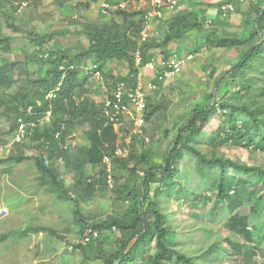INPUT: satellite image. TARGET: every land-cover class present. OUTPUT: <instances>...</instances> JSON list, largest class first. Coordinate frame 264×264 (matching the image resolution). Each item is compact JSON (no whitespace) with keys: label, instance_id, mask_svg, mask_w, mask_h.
I'll use <instances>...</instances> for the list:
<instances>
[{"label":"trees","instance_id":"1","mask_svg":"<svg viewBox=\"0 0 264 264\" xmlns=\"http://www.w3.org/2000/svg\"><path fill=\"white\" fill-rule=\"evenodd\" d=\"M103 1L110 6L120 4L117 0ZM242 1L227 0L225 4L232 3L234 11V2ZM18 6L13 5L14 12H17ZM169 6L164 5L162 11ZM124 9L125 6L117 11L121 17L119 23L115 21L103 25L88 23L85 31L88 45L85 48L80 47L76 52H69L68 48L53 49L48 53L49 58L44 59L41 52L43 45L48 40H53L55 36H64L69 31L41 35L30 32L25 36V44L32 49L33 54L25 56L24 66L19 65L17 61L0 65V107L14 114L10 121V130L18 127V119H21L15 114H22V123L25 126V123L32 124L31 120L36 121L44 117L47 111H51L49 121L41 128L37 126L32 130H28L30 127L26 128L32 145L39 152L33 157L36 184L58 198L73 202L72 218L78 225L81 239L87 236L88 227L93 229L113 227L119 231L115 246L103 252L101 249H95L92 240L85 244L76 243L74 249L79 250L85 259H99L103 264H137L138 260L143 264H200L192 256L178 250L177 240L168 226L167 214L157 200V197L164 193L181 196L184 192L204 203L210 201V196L206 193L212 192L222 199V203L229 209V215L222 222L223 227L232 235L241 236L246 244H251L249 248L264 251V167L239 163L216 153L217 148L225 145L264 152V5H253L246 13H242L244 21L252 22L250 34L246 38L217 34L212 24L205 25L198 21L194 14L182 8L167 20L164 25L166 30L161 39L153 37L152 28L148 39L141 43L138 41L139 33L150 6L141 12H128ZM138 13L144 14L142 22L136 19ZM14 21V17L11 16V26H14ZM193 29L202 35L201 40L209 47L239 50L236 62L213 82V90L219 82H223L225 89L221 94L213 93L212 90L206 103L190 106V116L172 135L161 163L151 160L152 151L145 146L144 140L142 141L144 147L138 156L133 151H130L128 157L114 156L117 149L116 134L113 123L108 121L104 114L106 100L112 99L119 81L135 85L138 72L146 63L157 58L168 59L171 56L169 46L172 42L185 37ZM13 39L12 35H2L0 37L2 49H9ZM193 50H197V46H194ZM137 51L140 55L138 63L135 62ZM91 57L97 62L94 65L96 71L101 72L107 81L112 80L108 85L107 96L100 102L92 99L85 76L80 77V66ZM119 61H125L129 70L127 75L113 77L112 71L104 67L111 62ZM31 62L49 64V68L43 75L35 77L27 72ZM17 85V91L13 92L12 88ZM49 93H53L51 98H47ZM29 106L31 111H28ZM161 107L164 106L149 103L146 99L145 120L151 119ZM214 116L219 120L218 125L206 135L205 127ZM83 124L89 125L86 132L90 144L88 148L82 152L81 147L75 149L70 146L63 147L65 135ZM164 135L168 137V130L164 131ZM203 141L209 145L206 151L200 147ZM185 153H189L193 158V171L199 179L200 187L205 190L203 195H194L184 190L182 184L176 180L179 164ZM105 155H108L114 166L124 173L121 175L112 174V171L109 173L107 166L104 165L99 169L98 177L85 179L86 166L89 163L100 162ZM94 157L96 159H93ZM27 158V155L22 154L8 156L0 159V165L10 160L19 163ZM59 159L65 161L66 168L67 165L73 167L71 168L74 171L75 186L83 198L98 188L103 190L102 188L108 185L110 177L115 198L124 205L123 211L116 212L104 220L91 221L84 217L77 199L71 197L63 185L58 168ZM133 160L135 164L129 167L130 161ZM138 164H146L141 174L136 167ZM227 168L251 175L262 188V194L257 197V202L251 204L247 214L238 212L243 205L244 195H247L246 188L237 189V185L232 186L226 182ZM126 172L128 173L125 175ZM131 180L133 183H130ZM154 183L156 185L152 189ZM215 206L217 203L211 211L210 220L213 221L217 220ZM251 220L253 226L258 228L260 234L258 240L252 237ZM40 233H48L62 239L53 228L27 225L21 231L12 230L2 234L0 241L9 235L28 236ZM227 240L231 241L229 238ZM218 243L214 241V246Z\"/></svg>","mask_w":264,"mask_h":264},{"label":"rangeland","instance_id":"2","mask_svg":"<svg viewBox=\"0 0 264 264\" xmlns=\"http://www.w3.org/2000/svg\"><path fill=\"white\" fill-rule=\"evenodd\" d=\"M101 1L103 0L92 2L87 0L0 1V37L4 34L14 37L9 49L3 50L0 46V65L9 61H17L19 65L24 66L25 56L33 54L32 49L25 44V36L30 32L41 35L62 30L69 31L64 36H55L53 40H48L43 45L41 52L44 59L49 58L48 53L53 49L68 48L69 52H76L80 47L85 48L88 45L85 34L88 23L103 25L110 24L112 21L119 23L121 20L117 11L122 8L118 7V4L113 5L111 9L102 10L99 6ZM117 1L122 3L125 6L124 10L128 12H141L148 9L147 5L149 6V0ZM174 1L181 3V0ZM226 2L227 0H217L213 4L217 13L226 20L224 25H221L218 20H214L217 21L215 23L210 18H207L206 25L212 24L217 34L220 35L248 37L252 22L244 21L240 13H246L253 5L263 6L264 0L234 2V11L224 15L220 6ZM13 5H19L17 12L13 11ZM178 11L180 10L176 9V12ZM185 11H189L197 17L193 9H185ZM143 15L138 13L136 19L142 22ZM11 16L15 19L14 26H11ZM153 23L155 22L153 21ZM165 30V27L159 26L158 29L155 27L152 35L156 39H161ZM201 36L196 29H193L185 37L172 42L169 46L171 56L191 53L193 57L178 75L159 83L155 93L148 96L149 103H159L164 107L156 111L151 119L145 120L140 131L134 132L133 121L127 114L123 116L126 118L112 122L116 134V148H120L124 152L122 158L128 157L130 151L138 156L144 147L142 144L144 140L145 146L152 151L151 160L161 163L172 135L190 116V106L196 103H206L209 93L213 90L214 80L224 74L238 59V49L209 47L203 43ZM194 46H197V50H193ZM96 63L93 57L87 59L80 66V77L85 76L92 99L100 102L104 101L107 96L108 85L112 83V80L108 79L107 81L101 72L96 71L93 66ZM48 68L49 64L31 62L27 67V72L36 77L43 75ZM105 68L112 71L113 77L127 75L129 70L125 61L111 62L107 66L105 65ZM213 70L215 71L213 72ZM140 79L144 83L147 78L141 74ZM17 89L18 85L13 87L12 91L15 92ZM214 89L213 93L221 94L225 85L223 82H219ZM3 110L0 107V159L21 154L27 155L28 158L19 163L10 160L0 165V236L12 230L21 231L27 225H43L55 229L62 239L48 233L28 236L9 235L0 241V264H103L99 259L83 258L80 251L74 249L76 243H81V238L78 225L72 218L73 202L69 199L58 198L36 184V168L33 157L39 152L32 145L26 128L30 127L28 130H32L36 126L41 128L44 123L49 121L50 116H44L36 121L31 120L32 125L25 123L23 128L25 135L18 140L23 116L15 114L22 120L18 119V127L10 130V121L14 114ZM218 122L217 116H214L205 127L206 135L212 128L217 127ZM88 128L87 124L77 126L65 135L62 146L65 148L70 146L74 149L81 147L84 152L90 145L86 135ZM165 130L169 132L167 138L164 135ZM203 138L206 140L205 137ZM200 147L206 151L209 145L203 141ZM216 153L237 160L239 163L264 167V152L260 150L225 145L217 148ZM134 164L135 160L130 161L129 167H133ZM104 165L106 164L103 160L89 163L84 171L85 179L98 177V171ZM193 165V158L189 153H185L180 161L176 180L182 184L184 190H188L194 195H203L205 190L200 187L199 179L193 171ZM65 166V161L59 159L58 168L61 172L60 177L63 185L69 192L68 194L77 199L80 212L84 217L91 221L104 220L116 212L123 211L124 205L117 201L113 187L110 188L108 185H105L103 190L96 189L86 198L80 196L79 189L75 186L73 167L67 165L66 168ZM136 167L141 174L142 170L146 168V164H138ZM110 169L112 174L121 175L124 173L116 168L113 162L110 164ZM226 178V182L232 186L237 185V189L246 188L247 195H244L243 205L238 212L247 214L251 204L262 194L261 186L252 179L251 175H244L230 168L226 169ZM130 183H133V180ZM155 185V183L152 184V189ZM96 187L97 185H95ZM206 195L210 196L208 203L192 198L186 192L181 196L164 193L161 197H157L162 210L167 214L168 226L173 232V237L177 240L178 250L192 256L200 264H264V251L249 248L251 244L247 243V245L241 236H234L223 227L222 222L229 215V209L225 203H222V199L216 197L212 192L206 193ZM216 203L215 216L217 220L213 221L210 220L212 219L211 211ZM252 222L251 220L252 237L258 240L260 234ZM94 230L97 236L92 237L89 241L92 240L95 249H101V252L113 248L120 235L119 231L113 227H100ZM227 238L231 241L229 242ZM214 241L219 243L214 246ZM236 244L241 246L236 247ZM151 251L153 250L151 249ZM137 264H143V262L138 260Z\"/></svg>","mask_w":264,"mask_h":264},{"label":"built area","instance_id":"3","mask_svg":"<svg viewBox=\"0 0 264 264\" xmlns=\"http://www.w3.org/2000/svg\"><path fill=\"white\" fill-rule=\"evenodd\" d=\"M242 1V0H239ZM25 3H23L24 5ZM169 4L170 7H175L177 9H181L179 3L174 0H149L150 10L147 11L145 15V20L143 27L139 33V42L146 41L150 35V31L153 28V19L160 18L163 15L162 7L164 5ZM99 6L103 9H111L107 2L101 1ZM119 7L124 8V5L120 3ZM220 10L225 15L227 12L233 11L232 3L223 4L220 6ZM193 55L191 53L180 55V56H172L168 59H157L152 60L145 64V67L152 71V79L143 83L138 79L135 85H131L129 83H125L119 81L116 84V88L113 91L112 99H107L105 102L104 114L108 121L110 122H118L120 119L126 118L123 117L125 114L133 121L134 132L140 131L143 125L145 124L144 112L146 109V99L148 97V92L153 93L158 88V83L165 81L167 78L178 75L182 69L186 66V64L191 60ZM140 60L139 52L135 53V62L138 63ZM94 66V65H93ZM95 67V66H94ZM53 93L47 94V98H51ZM31 107H28V111ZM31 111V110H30ZM51 111H47L45 116H50ZM21 121V119H19ZM33 124V123H32ZM31 124V125H32ZM20 134L18 136V140L24 137L25 132L23 131L24 123L21 121ZM59 133H57L56 137H58ZM114 156H124V152L117 148L115 150ZM110 157L105 155L103 157V162L107 166V171L110 173ZM108 186L112 187V181L110 177L108 179ZM87 236L81 239V243L85 244L92 237H96L97 233L94 229H87Z\"/></svg>","mask_w":264,"mask_h":264},{"label":"crops","instance_id":"4","mask_svg":"<svg viewBox=\"0 0 264 264\" xmlns=\"http://www.w3.org/2000/svg\"><path fill=\"white\" fill-rule=\"evenodd\" d=\"M215 2H217V0H181V3L179 2V6L181 7V9L182 8H185L186 10L187 9L188 10L193 9L194 12H196L197 17L199 18V21L204 23L205 25H206L205 22L208 21L207 18H210L213 21L218 20L221 25H224L225 19L222 18V15L218 14L217 11L215 10L214 5H213ZM147 7H148V5H147ZM176 9H177L176 6L175 7H170V6L165 7L163 9V15H162L161 19L155 18V20H153L154 22L156 21L155 23H153V28L156 27L158 29L159 26L164 27L167 20L173 16L172 14L177 13ZM145 10H147V9H145ZM177 10H180V9H177ZM217 10L219 11V8H217ZM240 15L242 17V13H240ZM157 59H160V58H157ZM141 74L145 75V77L147 78L145 82L152 79V74H153L152 71H150L145 66L143 67V69L139 70L138 77H137L138 79H140ZM122 76H124V75H122ZM140 81H141V79H140ZM159 83H162V82H159ZM153 93H155V92H153ZM148 96H151V92H148Z\"/></svg>","mask_w":264,"mask_h":264},{"label":"clouds","instance_id":"5","mask_svg":"<svg viewBox=\"0 0 264 264\" xmlns=\"http://www.w3.org/2000/svg\"><path fill=\"white\" fill-rule=\"evenodd\" d=\"M188 54V53H187ZM172 57V56H171Z\"/></svg>","mask_w":264,"mask_h":264}]
</instances>
